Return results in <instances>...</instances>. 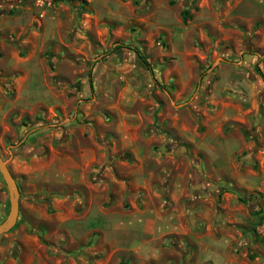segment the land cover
<instances>
[{
	"label": "rangeland",
	"instance_id": "rangeland-1",
	"mask_svg": "<svg viewBox=\"0 0 264 264\" xmlns=\"http://www.w3.org/2000/svg\"><path fill=\"white\" fill-rule=\"evenodd\" d=\"M238 1L0 2V157L19 194L0 264H264V1L254 16ZM37 86L48 101L36 102ZM130 114L150 121L142 135L161 156L148 191L107 174L125 175V151L97 163L88 188L27 184L12 166L46 163L53 144L119 145ZM93 195L104 227L70 241L58 218L71 203L52 200L80 214ZM7 211L0 178V223ZM128 213L164 229L152 250L112 236L107 219Z\"/></svg>",
	"mask_w": 264,
	"mask_h": 264
},
{
	"label": "crops",
	"instance_id": "crops-1",
	"mask_svg": "<svg viewBox=\"0 0 264 264\" xmlns=\"http://www.w3.org/2000/svg\"><path fill=\"white\" fill-rule=\"evenodd\" d=\"M0 2L9 4L8 0H0ZM19 2L20 0H14L9 5L18 7L17 5ZM257 2H260V0H239L236 3L235 8L239 10V7L242 4L241 9L246 10V13L254 16L258 9ZM27 10L28 12L26 14H31V9L26 8L25 11ZM238 10L235 11L234 15L232 16L245 18V14ZM2 28L3 27L0 26V30H2ZM39 89V86H37L35 89V92L38 91L41 93L38 98H35L36 102L42 103L45 100L48 101L47 94L41 92V89ZM130 116V124L125 125L123 131L120 130L121 141L119 145L111 144L109 146L96 142L93 143V145L78 143L75 147H73L69 142L60 143L55 146L53 144L52 146H49L46 163H41L36 158L34 165L32 163L27 164L20 162L17 164V161L14 159L12 161V166L16 172L26 176L25 180L27 181V184L40 183L48 184L50 186L75 187L76 189L82 187L88 188V175L91 171L98 170V168L96 170L95 165L97 163H101L103 159H106L107 156H112L113 154L125 151V153L130 155V158L125 156V161L121 163L127 167L128 171L125 173V175L122 176L117 174L116 170H113V166H110V168H105L107 174L110 175L112 180L116 181L122 180L123 177L128 179L126 183L128 184L129 190L133 191L142 189L144 191H148V180L151 179L153 175H159V171L163 170L158 167L161 156L156 155L152 151L153 146L151 145L148 136L142 135V130L146 125H148L150 121H147V123L140 126L134 122V120L137 118L140 119V116L138 114H130ZM113 164L115 165L116 162ZM138 174L140 175V178L136 176ZM69 203H71L70 208L66 212L59 214L58 226L61 227L64 235L69 238L70 241H79L82 238H86L92 233H95L97 228L104 227L102 219L100 218L102 215V209L99 206L100 200L98 196L95 197L93 195L89 201L90 204L92 203V206L83 205L80 214L75 212V209H73V204L69 201V199H63L61 201L56 199L52 200L54 208L60 206V204L62 205ZM143 205H145L146 208L142 210L141 215L145 213V209L146 213L151 212L150 205L147 201L143 203ZM241 208L242 207L240 205L234 207V209L237 210ZM193 211L194 213H198L200 216L201 212L199 206L196 208L194 207ZM206 211L202 216L204 220L207 219ZM183 213L184 212L180 213L179 217H182ZM133 217V213H128L124 215L122 219L118 217L107 219L109 221L107 226L109 229H111L112 236L116 238L124 234V236L128 237L130 241V250L134 251L135 249H138V247L144 248L145 252L152 250L151 247L155 245L158 239L164 234V229H160L159 227L155 228V221L152 222L151 220L147 219V225H145L146 222L144 223L143 221H135ZM226 220L227 222H240L238 215L232 216ZM198 221L199 220H197L196 223ZM149 224L154 225L152 226ZM180 227V225L179 227L176 225L174 226V228L177 230V233H181ZM195 244L198 248L200 256L202 255L205 258L209 256L211 258L212 251L210 250V245L206 241H204V243H197L196 241Z\"/></svg>",
	"mask_w": 264,
	"mask_h": 264
},
{
	"label": "water",
	"instance_id": "water-1",
	"mask_svg": "<svg viewBox=\"0 0 264 264\" xmlns=\"http://www.w3.org/2000/svg\"><path fill=\"white\" fill-rule=\"evenodd\" d=\"M0 178L5 186L8 200V211L0 223V235L7 233L15 225L18 215V189L5 162L0 157Z\"/></svg>",
	"mask_w": 264,
	"mask_h": 264
},
{
	"label": "trees",
	"instance_id": "trees-1",
	"mask_svg": "<svg viewBox=\"0 0 264 264\" xmlns=\"http://www.w3.org/2000/svg\"><path fill=\"white\" fill-rule=\"evenodd\" d=\"M58 2H67L68 0H57ZM183 20H185V17L183 18ZM116 48H119V47H116ZM127 49H128V47H126ZM132 50V52H134V54L137 56V58L144 64V65H147V63H146V61H145V58L139 53V51L136 49V48H132L131 49ZM255 70L257 71V72H259L258 71V69H257V67H255ZM14 227V226H13Z\"/></svg>",
	"mask_w": 264,
	"mask_h": 264
},
{
	"label": "built area",
	"instance_id": "built-area-1",
	"mask_svg": "<svg viewBox=\"0 0 264 264\" xmlns=\"http://www.w3.org/2000/svg\"><path fill=\"white\" fill-rule=\"evenodd\" d=\"M259 232H260V233H264V228L261 227V228L259 229Z\"/></svg>",
	"mask_w": 264,
	"mask_h": 264
}]
</instances>
